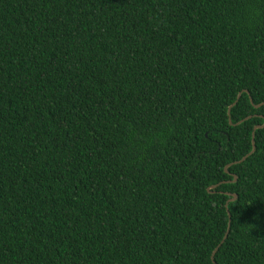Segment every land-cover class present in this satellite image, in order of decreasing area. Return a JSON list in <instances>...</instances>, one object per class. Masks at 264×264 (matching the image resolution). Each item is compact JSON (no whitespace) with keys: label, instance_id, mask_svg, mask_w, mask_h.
Returning <instances> with one entry per match:
<instances>
[{"label":"trees","instance_id":"obj_1","mask_svg":"<svg viewBox=\"0 0 264 264\" xmlns=\"http://www.w3.org/2000/svg\"><path fill=\"white\" fill-rule=\"evenodd\" d=\"M0 264H264V0H0Z\"/></svg>","mask_w":264,"mask_h":264},{"label":"water","instance_id":"obj_2","mask_svg":"<svg viewBox=\"0 0 264 264\" xmlns=\"http://www.w3.org/2000/svg\"><path fill=\"white\" fill-rule=\"evenodd\" d=\"M239 96H240V93H238V94L236 95V98H235L234 102H233V103L227 108V115H228V111H229L230 107H232L234 104H236V102H237ZM249 102H250V104H252V102H251L250 99H249ZM255 107H257V106H255ZM238 123H239V122H238ZM238 123H237V124H238ZM262 127H263V125H261V126H256V127L253 128V131H254L255 129H257V128H262ZM253 150H254V146H253V142H252V140H251V151H250V153H251ZM244 158H245V156L242 157V158L239 160V162H241L242 160H244ZM230 197H231V199H230L229 201L235 199V195H234V194H230ZM227 216H228V215H227ZM228 218H229V216H228ZM228 222H229V220H228ZM227 232H228V224H227L226 231H225V233H224V235H223V237H222V240H221L220 243L214 248V250L212 251V253H211V255H210V259H211V261H212V257H213V255H214L215 252L217 251L219 245H220V244L222 243V241L225 239V237H226V235H227Z\"/></svg>","mask_w":264,"mask_h":264}]
</instances>
